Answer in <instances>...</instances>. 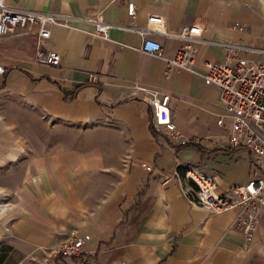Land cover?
<instances>
[{"label": "crops", "instance_id": "0c3cea01", "mask_svg": "<svg viewBox=\"0 0 264 264\" xmlns=\"http://www.w3.org/2000/svg\"><path fill=\"white\" fill-rule=\"evenodd\" d=\"M7 3L121 25L110 39L91 33L90 22L53 25L47 44L60 53L58 65L37 58L36 26L0 37V242L22 254L16 264H264V209L247 243L238 210L190 202L195 185L183 167L198 166L221 192L257 175L251 151L230 144L219 87L201 72L210 61L264 58V0ZM150 12L163 17L152 38L169 56L186 42L172 33L202 26L193 41L198 72L166 75L163 59L140 50L141 34L125 26L146 24ZM220 42L244 47L230 52ZM136 85L171 94L172 120L190 143L153 126L152 104ZM71 230L89 236L83 256H56Z\"/></svg>", "mask_w": 264, "mask_h": 264}, {"label": "built area", "instance_id": "2783aa9c", "mask_svg": "<svg viewBox=\"0 0 264 264\" xmlns=\"http://www.w3.org/2000/svg\"><path fill=\"white\" fill-rule=\"evenodd\" d=\"M129 15H134L136 5L130 1L127 5ZM90 22L94 25L91 33L110 39V29L113 26H121L106 21L101 14L78 16L62 14L59 12L20 8L0 0V37L16 27L36 26L38 47L36 56L39 60L48 64L58 65L61 55L51 48L47 41L51 36V27L59 24L71 28H81L79 23ZM163 17L160 14L150 12L147 22L140 26H125L139 32L143 38L140 50L144 53L157 56L167 63L166 75L174 67H181L193 72L196 46L194 39L202 32L200 24L186 26L172 33L184 39L186 42L180 45L171 56L164 52L163 45L158 39H153L155 33H162L160 24ZM236 27L240 24L236 23ZM264 38V28L262 30ZM227 46L230 52L243 45L232 42H220ZM264 52V47L257 48ZM229 59L233 55L229 53ZM205 72H201L206 82L215 84L220 90V102L225 113L231 118V126L228 130V139L232 146H244L252 153V164L257 175L244 184H234L228 190H218L216 180L202 171L198 166L185 163L184 177L195 185L194 195L189 196L193 205L203 207L214 213L228 210H238L236 224L243 230L245 240L249 243L258 230L260 216L264 209V58L251 60L246 58H234V63L210 61L206 63ZM7 71L5 65L0 63V75ZM145 91L153 107V126L162 132H170L171 136L181 140L184 144L189 142L183 138L171 117L169 105L171 94L158 88L144 85H136ZM222 123V118H219ZM142 166L147 171L153 167L146 163ZM167 176L165 182L170 180ZM88 235H80L76 230L69 232L68 238L61 242L55 249L58 257H81L84 254V244Z\"/></svg>", "mask_w": 264, "mask_h": 264}, {"label": "trees", "instance_id": "16d2710c", "mask_svg": "<svg viewBox=\"0 0 264 264\" xmlns=\"http://www.w3.org/2000/svg\"><path fill=\"white\" fill-rule=\"evenodd\" d=\"M190 142H186L184 144H187ZM10 250H13V248L9 245H1L0 246V264H8L9 262V252ZM13 264H16V262H14Z\"/></svg>", "mask_w": 264, "mask_h": 264}, {"label": "rangeland", "instance_id": "374dc122", "mask_svg": "<svg viewBox=\"0 0 264 264\" xmlns=\"http://www.w3.org/2000/svg\"><path fill=\"white\" fill-rule=\"evenodd\" d=\"M1 245H9V246H11L12 248H13V250H10V252H9V255H10V257H9V262H8V264H13L14 262H16L17 261V259H19L21 256H22V254H20L16 249H15V247L12 245V244H9V243H4V242H0V246Z\"/></svg>", "mask_w": 264, "mask_h": 264}]
</instances>
